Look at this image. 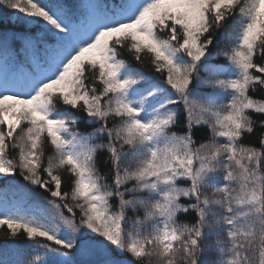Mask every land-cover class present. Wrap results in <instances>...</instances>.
<instances>
[{"label":"snow or ice","instance_id":"6c2138e0","mask_svg":"<svg viewBox=\"0 0 264 264\" xmlns=\"http://www.w3.org/2000/svg\"><path fill=\"white\" fill-rule=\"evenodd\" d=\"M4 226L0 264H264V0H0Z\"/></svg>","mask_w":264,"mask_h":264},{"label":"trees","instance_id":"16d2710c","mask_svg":"<svg viewBox=\"0 0 264 264\" xmlns=\"http://www.w3.org/2000/svg\"><path fill=\"white\" fill-rule=\"evenodd\" d=\"M7 19V18H5ZM125 56L127 55L126 53L124 54ZM132 63L135 65V61H132ZM147 63V61H146ZM138 66V65H137ZM180 120L182 122L183 120V113L181 112L180 114ZM206 132V129H202L201 130V134ZM198 138H201L200 137V134H198ZM48 154H51V150L49 149V153ZM97 166L98 168L102 171V172H106L107 171V168L105 167L104 163H103V154H101L100 156H98L97 158ZM62 175V178L64 180V183L62 184V187L67 189V183H68V174L67 173H61ZM6 230V226L4 227H0V231H5ZM154 259V258H153ZM146 264H147V260H146Z\"/></svg>","mask_w":264,"mask_h":264}]
</instances>
